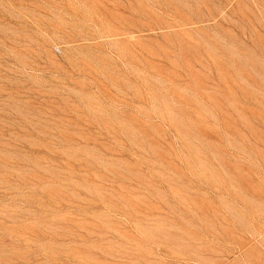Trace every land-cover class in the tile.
I'll return each mask as SVG.
<instances>
[{"label":"rangeland","instance_id":"rangeland-1","mask_svg":"<svg viewBox=\"0 0 264 264\" xmlns=\"http://www.w3.org/2000/svg\"><path fill=\"white\" fill-rule=\"evenodd\" d=\"M0 264H264V0H0Z\"/></svg>","mask_w":264,"mask_h":264}]
</instances>
